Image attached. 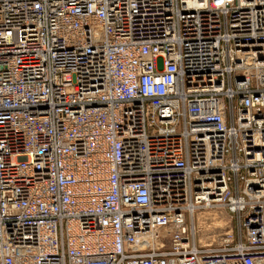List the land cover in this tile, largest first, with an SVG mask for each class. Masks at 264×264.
<instances>
[{"label": "built area", "instance_id": "built-area-1", "mask_svg": "<svg viewBox=\"0 0 264 264\" xmlns=\"http://www.w3.org/2000/svg\"><path fill=\"white\" fill-rule=\"evenodd\" d=\"M263 260L264 0H0V264Z\"/></svg>", "mask_w": 264, "mask_h": 264}, {"label": "rangeland", "instance_id": "rangeland-1", "mask_svg": "<svg viewBox=\"0 0 264 264\" xmlns=\"http://www.w3.org/2000/svg\"><path fill=\"white\" fill-rule=\"evenodd\" d=\"M198 220L196 239L201 244L211 243L214 247H220L230 231L236 236L235 223L224 210L204 211L198 215Z\"/></svg>", "mask_w": 264, "mask_h": 264}, {"label": "bare ground", "instance_id": "bare-ground-1", "mask_svg": "<svg viewBox=\"0 0 264 264\" xmlns=\"http://www.w3.org/2000/svg\"><path fill=\"white\" fill-rule=\"evenodd\" d=\"M198 215H199V214H198ZM198 215L195 217V219H197V223H196L197 225H198V221H199V220H198ZM260 264H264V260H263V262H261Z\"/></svg>", "mask_w": 264, "mask_h": 264}]
</instances>
